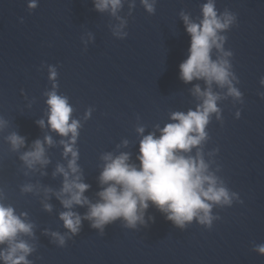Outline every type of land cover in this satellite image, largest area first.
Wrapping results in <instances>:
<instances>
[{
  "label": "water",
  "instance_id": "water-1",
  "mask_svg": "<svg viewBox=\"0 0 264 264\" xmlns=\"http://www.w3.org/2000/svg\"><path fill=\"white\" fill-rule=\"evenodd\" d=\"M30 2L0 0V203L33 224V235L23 237L33 249L30 264H264L254 250L264 244V0H213L218 16L234 20L218 33L225 39L211 58L228 60L241 96L212 84L220 119L211 114L206 140L186 154L201 153L209 172L235 194L231 205H213L210 227L193 219L180 229L150 203L134 228L116 220L102 232L84 219L87 205L73 206L81 216L75 235L59 219L66 211L56 196L63 176L53 175L58 165L67 169L71 157L61 142L71 137L50 130L47 94L66 97L80 124L76 164L89 185L84 196L97 203L104 155L127 153L128 163L139 166L143 136H159L173 113L202 103L193 89L204 91L205 82L179 76L191 39L181 14L199 23L208 0H155L152 13L141 0H122L115 16L97 11L94 0H37L34 9ZM12 134L24 138L23 148L12 150ZM46 136L49 163L27 168L21 155ZM25 185L33 191H22ZM53 232L65 237L62 247Z\"/></svg>",
  "mask_w": 264,
  "mask_h": 264
},
{
  "label": "clouds",
  "instance_id": "clouds-1",
  "mask_svg": "<svg viewBox=\"0 0 264 264\" xmlns=\"http://www.w3.org/2000/svg\"><path fill=\"white\" fill-rule=\"evenodd\" d=\"M154 3L155 0H141L149 13L154 11ZM121 6L122 0H94L97 11L110 10L114 16ZM28 7L36 8L37 0H31ZM201 14L199 23L181 14L185 30L191 39L188 57L179 65V76L185 83L193 80L205 82L204 91L198 85L193 89L202 103L195 110L173 113L170 117L173 122L160 129L159 136L151 133L143 136L137 156L139 166L128 163L127 153L115 157L111 154L104 155L102 159L105 164L98 178L102 191L97 193V203H90L84 196L89 185L82 182L76 164L77 152L73 145L80 124L71 119L72 107L66 97L57 95L54 90L47 94V123L50 130L62 137H71L67 143L61 142L64 145V155L71 157L67 169L58 165L53 174L63 176L62 187L56 196L66 211L60 214L59 219L71 234H77L81 226V216L71 210L73 206L87 205L88 211L84 219L91 221L92 228L102 232L106 225L116 220H121L126 227L134 228L138 222H143V214L150 203L165 215L167 221L180 229L193 219L210 227L214 219L211 215L213 205H231L235 194H230L218 178L209 172L201 153L197 152L195 157L186 155L193 147L206 140L205 129L211 114H216L217 119H220V109L217 107L220 97L212 91V84L215 83L220 88L227 87V94L234 98L241 96L232 85L228 60L211 58L212 49L221 50L225 39L218 33L233 23L234 16L229 13L218 16L213 0H208L202 6ZM116 34L120 35L119 29ZM229 55L231 53H224L225 57ZM55 77V69L50 68L49 79L54 80ZM260 84L264 86V77L260 79ZM38 124L43 127L44 121H38ZM2 126L3 121H0V127ZM143 131V128L137 129L138 133ZM7 139L14 151L24 147V138L17 134H12ZM45 144L51 145L52 138L46 136L43 143L40 140L34 141L31 149L21 155L20 159L27 168L33 169L36 165L43 167L49 163L45 156ZM22 191L31 192L33 186L25 185ZM48 191L45 189V193ZM44 209L51 211V206L45 204ZM24 215H17L13 207L0 203V246H5L0 249V261L3 264H30L27 257L33 249L23 237L33 235V224L23 219ZM51 235L58 246L65 244L64 236L55 232ZM254 250L264 255V244L257 245Z\"/></svg>",
  "mask_w": 264,
  "mask_h": 264
}]
</instances>
